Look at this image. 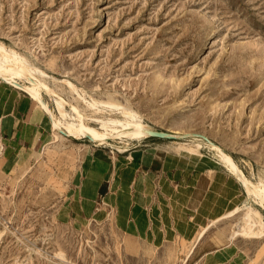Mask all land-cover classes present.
I'll use <instances>...</instances> for the list:
<instances>
[{"label": "rangeland", "instance_id": "rangeland-1", "mask_svg": "<svg viewBox=\"0 0 264 264\" xmlns=\"http://www.w3.org/2000/svg\"><path fill=\"white\" fill-rule=\"evenodd\" d=\"M0 41L48 71L49 86L87 123L123 118L125 106L179 135L98 144L53 133L37 150L4 152L0 264H264V232L229 236L249 206L264 222V207L209 145L264 183V0H0ZM43 96L56 109L54 94ZM198 141L197 151L186 150ZM88 151L134 178L148 172L149 158L173 157L191 183L186 213L177 218L162 204L154 237L125 233L115 213L75 218L68 196Z\"/></svg>", "mask_w": 264, "mask_h": 264}, {"label": "crops", "instance_id": "crops-1", "mask_svg": "<svg viewBox=\"0 0 264 264\" xmlns=\"http://www.w3.org/2000/svg\"><path fill=\"white\" fill-rule=\"evenodd\" d=\"M7 83L0 80V118L6 135L5 152L23 154L28 148L37 150L49 143L53 135L46 123V113L30 96L16 88H8ZM162 159L159 161L162 162L160 169H155L160 163L149 158L146 161L149 163L148 172L134 178L129 176L131 172L129 174L127 169L125 172L124 166L110 160L104 152H86L76 186L68 196L69 214L83 219L94 213L99 218L115 213L116 224L125 233L154 237L156 234L150 235L151 231L155 232L154 227L162 226L160 220L164 219V214L160 213L163 211L161 205L171 210L172 216L183 217L188 205L187 191L191 186L188 178L184 177L185 172L176 170L179 162L173 157L164 156ZM179 205L182 209L184 207L183 211L179 210Z\"/></svg>", "mask_w": 264, "mask_h": 264}, {"label": "bare ground", "instance_id": "bare-ground-1", "mask_svg": "<svg viewBox=\"0 0 264 264\" xmlns=\"http://www.w3.org/2000/svg\"><path fill=\"white\" fill-rule=\"evenodd\" d=\"M33 65H31L28 59L17 50L8 48L2 41H0V80L6 81L17 88L24 90L31 96V98H33L37 102V104L41 108H43L44 112L47 115V122L49 123L51 131L56 134H53L54 137L56 136L58 138L59 136H61V134L63 135V133L69 134L75 138L90 136L98 144H104L109 143L110 138L113 137L141 139L158 133V131L155 130L147 122H145V120H143L136 111L125 106L122 110V114L124 116L123 118H96V120L101 123L99 127L87 123L84 119L83 114L76 105L67 102V100H65L63 96L58 94L49 86L45 77H49L51 74L49 75L47 73L48 71L45 72V69L42 70L37 66L34 67ZM66 82L72 89H77V87L74 86L71 81L66 80ZM43 90L54 94L55 107L58 113H56V109H53L50 106L49 102L44 99ZM81 96L82 95H80V97ZM83 100H85V102L89 106L97 107L99 103L94 99L87 100L84 96ZM67 105H69L70 109L67 108ZM184 134L185 133H183V135ZM173 135L179 136L178 134ZM183 138H185V136H183ZM197 138L198 140H201V138L204 137L198 134ZM209 142V145H211L212 148L218 151V154L220 156L219 159L221 158V160L227 165V167L231 171H233L241 181H243L248 189L249 194L254 195V197H258V201L264 207V183L255 184L247 179L230 154L223 151L218 144L211 141ZM188 143H185L186 150H189L191 152L197 151L198 148L202 146L199 141L192 146ZM1 156L4 157L5 155L2 154ZM235 211L236 210H233L232 213L234 214ZM242 217L244 222L240 224L239 227L235 229L231 235H229L231 236V238L235 237L236 235L251 236L259 235L264 232V222L262 221L261 213L257 209L253 208L252 206L247 207ZM205 230V227L201 229L195 241H198L204 236Z\"/></svg>", "mask_w": 264, "mask_h": 264}, {"label": "built area", "instance_id": "built-area-1", "mask_svg": "<svg viewBox=\"0 0 264 264\" xmlns=\"http://www.w3.org/2000/svg\"><path fill=\"white\" fill-rule=\"evenodd\" d=\"M5 138H6V135L4 133L2 121L0 118V156L5 152V149H6Z\"/></svg>", "mask_w": 264, "mask_h": 264}, {"label": "water", "instance_id": "water-1", "mask_svg": "<svg viewBox=\"0 0 264 264\" xmlns=\"http://www.w3.org/2000/svg\"><path fill=\"white\" fill-rule=\"evenodd\" d=\"M156 136H166V137H176L175 135L173 134H168V133H165V132H159L155 134ZM155 135H152V136H155ZM203 136L205 139H208L205 135H201Z\"/></svg>", "mask_w": 264, "mask_h": 264}]
</instances>
